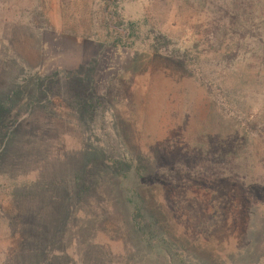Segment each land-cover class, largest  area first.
Returning a JSON list of instances; mask_svg holds the SVG:
<instances>
[{
	"label": "rangeland",
	"instance_id": "rangeland-1",
	"mask_svg": "<svg viewBox=\"0 0 264 264\" xmlns=\"http://www.w3.org/2000/svg\"><path fill=\"white\" fill-rule=\"evenodd\" d=\"M139 196L189 261L264 264V0H0V264H179Z\"/></svg>",
	"mask_w": 264,
	"mask_h": 264
},
{
	"label": "trees",
	"instance_id": "trees-1",
	"mask_svg": "<svg viewBox=\"0 0 264 264\" xmlns=\"http://www.w3.org/2000/svg\"><path fill=\"white\" fill-rule=\"evenodd\" d=\"M125 22L126 21L121 20L119 23H117V25H124ZM127 24H128L129 30H130L129 31L130 33L128 34L129 35V38L135 37V40L129 43L127 41V39L124 38L126 36H123L126 33L123 34V35H122V33H119V35L117 37V41H115V43H114V46L120 45V46H123L124 48H130V44L133 45L134 43H136L138 37L140 36V34H139V24L140 23L129 22ZM105 27H109V24L108 23H105ZM150 46H151V49L157 50L155 45H150ZM1 109H3V107ZM230 161H233V159L230 160ZM136 172H137V174L140 177L144 174L139 169ZM204 175H205V173H204ZM201 178H202V175H200L199 180ZM207 178H211V177H207ZM143 200H144V198L141 197V196H139L138 199L131 198V201H132V203L135 206V211L137 212L138 217L140 218L139 219V225L141 224V226H142V231H143L144 237L150 242L151 238H153L156 235L159 236V234H161V233H160V230H158V227L159 226L156 227L157 222L154 220L155 217L157 218L156 212L150 210L149 207L147 208L145 206V203L146 202L143 201ZM145 208H146V210H145ZM147 209L150 210V211H152L150 215H147L145 213V211H148ZM162 236H164V234H162ZM160 237L161 236L158 237L159 240L163 241L162 243L164 245H166V248H164L165 252L168 253V255H170L172 257H174V256L175 257H179L180 258L179 264H201V262H199V261H195V260H190L189 261L187 259V254L190 255L189 252H188V249H181L178 246V244H177V242H178L177 239H175V240L172 239L171 241H168L167 242V241H165L166 239H161ZM210 264H214V263H210Z\"/></svg>",
	"mask_w": 264,
	"mask_h": 264
}]
</instances>
